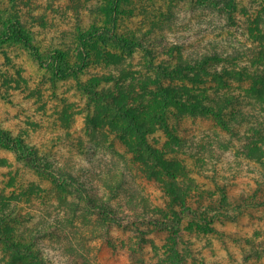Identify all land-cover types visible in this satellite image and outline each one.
Listing matches in <instances>:
<instances>
[{"label":"rangeland","instance_id":"rangeland-1","mask_svg":"<svg viewBox=\"0 0 264 264\" xmlns=\"http://www.w3.org/2000/svg\"><path fill=\"white\" fill-rule=\"evenodd\" d=\"M263 1L236 0L232 24L225 10L199 0H0V136L9 145L0 142V264H182L164 258L171 233L145 218V207L162 205L161 194L156 179H144L139 160L127 153L129 135L119 128L132 120L122 115L131 114L150 141L162 139L153 117L156 97L146 85L159 69L160 77L169 74L177 59L194 65L216 55L223 76L264 74V42L247 25ZM18 30L29 44L15 38ZM121 33L140 38L145 54L110 38ZM54 52L76 74L57 77ZM192 74L204 77L200 70L172 76ZM103 75L97 89L107 97L99 100L82 85ZM185 86L186 92L202 89ZM246 86L232 82L219 91L223 100L238 97L234 113L247 115L234 122V138L185 107L165 111L190 149L179 157L183 182L212 206L220 189L228 195L226 218L213 224L218 235L202 243L188 231L177 237L184 264H264V169L246 157L254 150L246 134L256 119L264 122V103L245 95ZM31 149L72 184L65 189L35 169ZM257 188L255 202H247ZM100 199L118 219L95 212L91 205Z\"/></svg>","mask_w":264,"mask_h":264},{"label":"trees","instance_id":"trees-1","mask_svg":"<svg viewBox=\"0 0 264 264\" xmlns=\"http://www.w3.org/2000/svg\"><path fill=\"white\" fill-rule=\"evenodd\" d=\"M111 1L118 4L121 0ZM199 1L207 2L220 11L225 10L226 16L229 18L228 20L232 22V24L236 23L237 20L233 17V12L237 9L236 0ZM260 6L261 8L258 9L259 11L255 13L254 17H247V25L255 40L264 42V1L260 3ZM107 24L109 23L107 22ZM16 32L17 34H15L17 36H15V38L17 40L29 44V41L20 30ZM103 36L104 35H102V37ZM100 38L101 36H98V39ZM110 38L116 43H124L123 46H126L131 53L134 50H141L145 54V44L140 38L133 34L125 35L121 33L119 36L112 35ZM101 45H103V43H101ZM171 54L172 50H170L167 55ZM63 60L64 58L61 53H53V73L59 78L66 77L70 74H76L77 71H75L73 67H66ZM175 61L169 74L160 77L159 73H162V71L159 69L158 71L160 72L157 74L156 79L151 81L152 84H150V87L146 85V89L149 88L153 90L151 96L154 95L156 97L154 102L158 104L159 113H155L153 117L157 118L156 120L159 122L158 131L163 134L161 137L162 139H159L157 142L150 141L147 137V131L145 132L141 127L139 128L134 125L133 119L135 118L129 113L122 116L132 120V122H128L126 126L120 127L119 131L125 135H129V138L127 137V139H124L125 145L128 148L127 153L139 160V168L140 172L143 173V178L149 181L156 179L155 183H157V188L161 194L159 199L162 201V205H157L158 207L156 205L147 206L144 209V214L145 218L149 220L148 223L157 227H162L164 231L171 233V238L168 239V245L163 246L164 258L169 255L174 258V261L184 264L183 254L177 248V237L183 239L184 232L188 231L190 234L193 233L194 237L202 243L206 241L209 234L218 235L220 232L213 227V224L217 217L223 216L226 218L227 209L224 211V208L227 206L226 202L228 200V195L223 189H220L218 191L220 194L218 203L212 206L201 200L202 191L198 192L196 187L192 188L187 185V183L183 182L185 175L179 157L181 155L188 156L190 149L188 150V146L185 145L187 140L180 133L182 129L178 125L171 127L166 121L165 111L168 110L169 107H171V109L173 107H185L190 116L193 117L194 113L197 112L199 116L209 119L218 131L234 138L237 136L234 122L246 121L247 115L243 117L239 112L237 115L234 113L236 108L239 110L240 100L238 97L233 96L229 99L227 98V100H223L226 98H221L222 95L220 94L219 96V91L225 86H231L232 82L238 85L244 82L247 84L245 95L248 93L249 95L255 96V98L258 97L260 102L264 103V74L241 73L238 71L235 74L223 76L220 70L225 72L226 69H221L217 66L218 63L216 64L215 61H218V57L216 55L208 56L201 61L195 62L194 65L181 63L179 59ZM196 70L204 72V77L198 74L185 75L180 78L172 76L176 71L187 73L195 71L196 73ZM105 76L106 75H103L102 78L99 79H91L86 86H82L84 89H87L90 94L96 95L97 99L104 100L107 96L101 92V90L97 89V87L100 81H104ZM168 77H170V79H168ZM188 82L202 87L201 91H184L183 89L186 88L185 85ZM138 84L142 85L143 81L141 80ZM210 90H213L212 94L216 95V97H211V94H208L207 91ZM262 111L264 112V106ZM244 118L246 120H244ZM255 122L258 126L251 127L246 134L248 137H251L248 139L252 141L251 144H249L248 150L252 149L253 145L254 150L248 153L246 157L258 166H263L264 169V137L261 136V134L264 133V122H258V119H256ZM254 137L257 139H253ZM134 140L135 142L131 143V141ZM0 142H2L4 146H9L4 142V138L1 136ZM17 150H19V148ZM29 152L31 155H29L28 161L35 165L34 168L41 170L43 173L47 174L48 177H52L54 182H59L61 187L66 189L68 186L66 185L67 182L71 181H67L64 177L60 179L58 176H54V174L50 172V169H47L45 165L41 164L42 159L38 157L36 150L31 149ZM190 156L192 157L191 154ZM69 179L72 180L73 177H69ZM70 184H72V182ZM260 184L258 186H260ZM259 190L260 188H257L255 190V195L253 193V195L247 199V202L250 199L255 202ZM247 202H245V204ZM87 203L89 204V200ZM260 204H264V201ZM91 206L95 212L101 214L105 219H118L116 209L109 203L103 202L101 199L99 203H95ZM184 224L185 227H183ZM138 230H140L139 227H137L136 231L138 232ZM28 255L33 257L29 252ZM35 260H38V258H35Z\"/></svg>","mask_w":264,"mask_h":264}]
</instances>
